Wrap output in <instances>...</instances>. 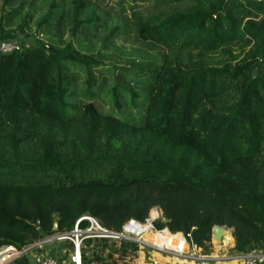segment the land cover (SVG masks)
<instances>
[{"label":"trees","instance_id":"obj_1","mask_svg":"<svg viewBox=\"0 0 264 264\" xmlns=\"http://www.w3.org/2000/svg\"><path fill=\"white\" fill-rule=\"evenodd\" d=\"M93 1L74 3L72 36L102 23L96 10L81 18ZM123 10L166 55L135 87L115 70L116 115L96 104L102 63L72 43L0 52V247L70 233L83 216L121 233L158 208L155 229L201 252L220 226L234 230L237 254L264 250V0H129ZM17 37L0 28V42Z\"/></svg>","mask_w":264,"mask_h":264},{"label":"rangeland","instance_id":"obj_2","mask_svg":"<svg viewBox=\"0 0 264 264\" xmlns=\"http://www.w3.org/2000/svg\"><path fill=\"white\" fill-rule=\"evenodd\" d=\"M76 1L79 0H11L5 5L4 0H0V28L16 30L18 32L17 41L20 46L33 47L36 39L43 41L46 45L59 47L72 43L82 53L94 56L102 63L101 70H93V74L100 82V87L95 90L100 94V99L96 104L101 112L116 115L118 112L113 108L110 94L112 87L117 83L115 70L120 71L119 83L135 87L129 81L132 82L133 79L141 80L153 74L156 66L163 63L166 51L151 43H144L137 38L131 28L128 14H120L125 11L123 9L128 7L129 0H106V2L105 0H94L90 2L91 4L82 13L81 18H87L91 11L96 10L102 23L97 29L80 30L77 35L72 36V15ZM133 8L139 10L143 6L134 4ZM50 10L52 11V17L48 23L40 28L38 26L39 22ZM113 29H118L119 32L108 46H103L104 38ZM126 75H128L127 80L124 78ZM122 78L125 81H122ZM84 79L85 74L81 72L79 82L75 88H84ZM136 88L141 92L143 91L142 87ZM127 102V99L122 100L124 104H127ZM151 214L150 217L152 216L153 219L158 216L157 212L152 211ZM153 214H156V216L154 217ZM145 235L146 233L138 236H128L127 239L123 240L133 245H123L122 241L117 240L103 241V243L98 244L92 242L91 245H88L87 252L91 256L92 250L101 249L105 252V255H111L115 258L117 264H153L152 255L145 246L150 244L151 241H147L144 238ZM232 243L230 239L227 246ZM63 244H46L44 251L51 253L54 248L59 249ZM92 246H94L93 249ZM116 249L119 252H116ZM179 260H170L171 263H169L166 258L157 256V261L160 264H182Z\"/></svg>","mask_w":264,"mask_h":264},{"label":"built area","instance_id":"obj_3","mask_svg":"<svg viewBox=\"0 0 264 264\" xmlns=\"http://www.w3.org/2000/svg\"><path fill=\"white\" fill-rule=\"evenodd\" d=\"M17 50H21V46L16 40L0 42V52L4 54L12 53ZM152 211L157 212V218L153 219L151 216L144 223L132 220L124 226L121 233H116L104 228L102 224L93 217L83 216L76 222L73 231L70 233L55 235L50 239L36 243L23 250H18L12 246L0 247V264H11L20 258H26V264H58V260L54 256L48 254L49 251L43 252L45 249L44 246L49 243H64L63 254L65 257L68 256L69 264H94L87 252L88 241H123L127 239L128 236H138L149 232L158 235H165V233H168L175 239L179 236L183 239V241L176 239L174 248H168L167 245L155 247L152 243L146 244L145 246L152 251L153 254L158 252L168 255L171 258L184 259L194 264H208V262L212 260V257L205 256L203 252L196 249L195 246L189 242L188 237L183 234H172L167 229L157 231L154 227V221L162 217V212L158 208ZM160 214L161 216H159ZM84 222L88 223L85 228L82 227V223ZM137 232H139V234H136ZM212 244L214 245L213 241ZM218 246L223 247L224 243ZM237 255L238 257L235 259L236 264H264V250H256L248 254ZM152 261L153 264H159L155 258H153Z\"/></svg>","mask_w":264,"mask_h":264},{"label":"crops","instance_id":"obj_4","mask_svg":"<svg viewBox=\"0 0 264 264\" xmlns=\"http://www.w3.org/2000/svg\"><path fill=\"white\" fill-rule=\"evenodd\" d=\"M223 241H224L223 247L212 244V246L209 250V253H204V252H203L204 254L201 253L205 256L212 257V260H210L208 262V264H236L235 259L238 257V255L234 251V242L231 245L227 246V244L225 243V239ZM93 243L98 244V243H103V241L96 240ZM63 246H61L59 249L54 248V250L51 253L48 251L47 252H48V254L54 256L58 260V264H69L68 256L65 257V255L63 254V252H64ZM93 248H94V246H92V249ZM43 252H45V251H43ZM149 252L151 253L152 258H155L156 260H157V256H159V258H166L167 261L169 260V263H171L170 260H177V258H171L170 256L162 254V253L156 252L153 254L152 251H150V250H149ZM89 257H90L91 261H93L94 264H106L105 260L108 259V256L105 255V252L101 251V249L92 250L91 256L89 255ZM218 259H220V260H218ZM179 261H181L182 264H194L193 262H189V261H186L184 259H180Z\"/></svg>","mask_w":264,"mask_h":264},{"label":"bare ground","instance_id":"obj_5","mask_svg":"<svg viewBox=\"0 0 264 264\" xmlns=\"http://www.w3.org/2000/svg\"><path fill=\"white\" fill-rule=\"evenodd\" d=\"M153 216L155 217L156 214H153ZM136 234H139V232H137ZM144 238L147 241H151L150 243H152L155 247H163L164 245H167L168 248H174L175 245V240L178 239L180 241H183L182 238L177 237L176 239L173 238L172 236H170L168 233H165V235H158V234H151V233H146V235L144 236ZM233 239L231 236H227L225 238V243L228 245V241Z\"/></svg>","mask_w":264,"mask_h":264},{"label":"water","instance_id":"obj_6","mask_svg":"<svg viewBox=\"0 0 264 264\" xmlns=\"http://www.w3.org/2000/svg\"><path fill=\"white\" fill-rule=\"evenodd\" d=\"M253 78L257 77V70H254L253 72ZM34 225H36L38 227V222L37 221H33L32 222ZM55 229H57V224H55ZM227 236H231L234 242V246L236 243V239H235V232L234 230L225 227V226H220V227H216L213 230V235H212V241L216 244V245H221L223 243V240L227 237Z\"/></svg>","mask_w":264,"mask_h":264}]
</instances>
